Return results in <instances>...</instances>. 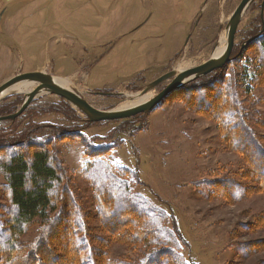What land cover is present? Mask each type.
Returning a JSON list of instances; mask_svg holds the SVG:
<instances>
[{
  "label": "rangeland",
  "instance_id": "374dc122",
  "mask_svg": "<svg viewBox=\"0 0 264 264\" xmlns=\"http://www.w3.org/2000/svg\"><path fill=\"white\" fill-rule=\"evenodd\" d=\"M241 2L0 0V86L36 70L65 80L98 111L117 110L161 76L178 72L180 65L191 69L212 58ZM263 3L257 0L243 14L227 66L196 84L210 87L205 99L209 105L202 102L191 108L181 88L149 113L91 123L64 99L45 95L15 121L0 124V138L5 137L0 139V147L20 139L35 143L39 137L55 154L67 176L66 185L75 186L82 198L86 235L98 264H145L147 254L155 248H147L143 241L134 248L128 237L120 235L122 229L113 230L103 223L114 216L102 217L92 186L84 177L90 164L85 155L88 141L110 147L105 159L114 169L132 171L118 174L132 197H145L174 216L181 232L176 245L188 263L264 264V191L251 175L245 156L228 147L215 119L232 92L231 102L248 115L247 122L264 148V54L257 42L250 43L264 32ZM169 84L153 90L154 97ZM24 96L3 99L0 115L5 109L9 111L4 115L15 114ZM213 106L215 114L201 109ZM30 127L41 129L40 135L22 137ZM78 131L82 135L75 134ZM5 156L0 148V216L9 229L12 208L1 169ZM218 183L237 184L239 196L220 193ZM138 210L144 213L143 207ZM163 222L172 232L173 223L165 218ZM46 229L35 223L20 243L35 242ZM52 231L56 246L45 252L62 257L67 252L59 247L65 241L63 232ZM124 231L133 234L137 230L127 227ZM31 252L12 253L0 247V264L11 255L22 258ZM21 258L19 264L24 263Z\"/></svg>",
  "mask_w": 264,
  "mask_h": 264
},
{
  "label": "trees",
  "instance_id": "16d2710c",
  "mask_svg": "<svg viewBox=\"0 0 264 264\" xmlns=\"http://www.w3.org/2000/svg\"><path fill=\"white\" fill-rule=\"evenodd\" d=\"M256 42L264 54V32L256 36L250 43ZM203 81V78L195 80L186 84L182 88L183 90L181 89L184 91L186 103L193 109L202 102L209 105L205 99L208 97L207 91L211 92L210 87L208 85L196 87L197 83ZM196 93H198L197 96ZM225 95L227 97V94ZM234 95L231 92L230 100L224 99L223 105H220V107L223 106V110L215 116V119L220 122L221 132L228 147L245 156L247 163L252 168L251 175L260 182L264 191V148L247 122L248 115L237 107L236 103L234 105L231 102V97L234 98ZM62 101L66 103V101ZM66 105L69 106L68 103ZM213 107L208 110L201 109L205 113L214 112L215 114L217 108ZM6 111L9 110H3L0 117L12 115V112L4 115L3 113ZM40 130L30 127L27 135L24 134L22 137H32L33 135L37 137L40 135L38 133ZM81 132L78 131L75 134L82 135ZM76 138L79 137L76 136ZM0 139L4 140L5 137ZM35 139V143L20 139L2 144L0 147L6 151L5 161L1 162V169L6 177L9 203L12 208L11 217L7 222L9 229L5 227L0 216V247L2 251H11L12 253L32 251L22 258L15 257L14 259L11 255L5 264H19L20 258L24 262L23 264H98L91 252L92 249L86 235L87 229L83 221L86 215H84L82 198L79 197L77 188L75 186L70 188L71 185H66L67 176H64L62 169L55 161V154L41 143L43 140L39 141V137ZM47 142L51 143L50 140ZM25 148L26 150H24ZM109 148L108 145L101 146L96 145L93 141H88L85 152L90 164L84 172V177L92 186L95 200L98 202L97 207L103 215L101 216L104 218L106 214L114 216L110 218V221L104 220L103 223L113 226V230L122 229L120 235L128 237L130 245L134 248L142 241L149 246L147 248H155L153 253L147 254L146 263L195 264L184 260L176 245V239L181 236V232L174 216L162 207L154 205L145 197L138 196V198L135 195L136 200L131 196L133 194L130 192L129 186L119 178L118 174H132V171L125 168L114 169L110 163L106 162L105 155L109 153ZM215 186L220 193L230 194L231 198H236L240 194L238 191L240 187L235 183H218ZM138 206L143 207L144 213L138 210ZM108 211L109 213H107ZM164 218L173 223L172 232L168 231L164 225ZM37 222L47 229L42 233L39 232L35 242L20 243V239ZM127 227H136L137 231L133 234L125 233L124 228L127 229ZM59 229L62 230L65 239L59 247L61 251L67 252L62 257H54L45 251H53L52 248L56 246L54 244L57 239L53 235L55 231L52 230ZM38 251L44 253L38 254Z\"/></svg>",
  "mask_w": 264,
  "mask_h": 264
},
{
  "label": "water",
  "instance_id": "95a60500",
  "mask_svg": "<svg viewBox=\"0 0 264 264\" xmlns=\"http://www.w3.org/2000/svg\"><path fill=\"white\" fill-rule=\"evenodd\" d=\"M256 1L257 0H242V2L232 14L226 28V46L221 56L215 59L210 58L207 62L195 68L187 69L182 72L172 71L161 76L159 79L151 83L141 94L145 95L167 81H170L169 86L146 103L126 110H111L102 112L94 109L80 94L57 84L55 77L47 73L41 72L20 74L11 78L9 81L0 86V102L9 96L7 95L4 97V93L9 88L18 83L28 82L31 84H36L38 89L32 90L24 96L22 105L15 114L0 118V124L7 121H15L38 97L45 95H55L64 99L75 110L86 116L88 121L91 123L130 119L136 115L149 113L158 105H160L172 92L183 88L186 84L192 81L206 77L218 70H222L227 66L231 60L230 57L234 48V41L242 16L245 11ZM262 7L264 8V3Z\"/></svg>",
  "mask_w": 264,
  "mask_h": 264
},
{
  "label": "bare ground",
  "instance_id": "6f19581e",
  "mask_svg": "<svg viewBox=\"0 0 264 264\" xmlns=\"http://www.w3.org/2000/svg\"><path fill=\"white\" fill-rule=\"evenodd\" d=\"M226 37H227V32H226L225 39H222L219 47L216 49V51H214L215 53L212 56V58L215 59V58H217V57L222 55V53L224 52L225 46H226ZM184 70H187L185 65H180L178 67V69H177L178 72H182ZM64 81H61V80L57 79L56 83L61 85V86H63V87H65V88H67V89H70V87ZM35 89H38V86L36 84H31V83H28V82L18 83L16 85H14L13 87L9 88L4 93V97L7 96V95L10 96V95H15V94L27 95L29 92H31L32 90H35ZM153 97H154L153 90L148 92V93H146L145 95H142V94L135 95L133 99H131L128 102H125L121 106H119V108L117 110H126V109H129V108L138 106L140 104L148 102Z\"/></svg>",
  "mask_w": 264,
  "mask_h": 264
},
{
  "label": "crops",
  "instance_id": "0c3cea01",
  "mask_svg": "<svg viewBox=\"0 0 264 264\" xmlns=\"http://www.w3.org/2000/svg\"><path fill=\"white\" fill-rule=\"evenodd\" d=\"M27 73H41L40 71H33V72H27ZM27 73H24V74H27ZM13 78V77H12Z\"/></svg>",
  "mask_w": 264,
  "mask_h": 264
}]
</instances>
